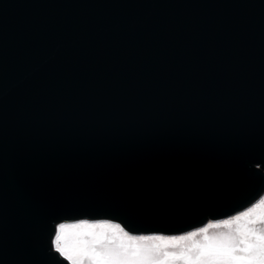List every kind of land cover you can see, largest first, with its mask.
<instances>
[{
  "label": "water",
  "instance_id": "1",
  "mask_svg": "<svg viewBox=\"0 0 264 264\" xmlns=\"http://www.w3.org/2000/svg\"><path fill=\"white\" fill-rule=\"evenodd\" d=\"M264 193V0H0V264L56 225L186 232Z\"/></svg>",
  "mask_w": 264,
  "mask_h": 264
},
{
  "label": "snow or ice",
  "instance_id": "2",
  "mask_svg": "<svg viewBox=\"0 0 264 264\" xmlns=\"http://www.w3.org/2000/svg\"><path fill=\"white\" fill-rule=\"evenodd\" d=\"M256 208H264V201ZM256 208L208 226L227 232L209 235L204 228L173 239L129 235L115 223L61 224L55 251L71 264H264V211L256 214ZM69 227L78 230L70 247L61 244ZM197 235L202 238L194 240Z\"/></svg>",
  "mask_w": 264,
  "mask_h": 264
},
{
  "label": "rangeland",
  "instance_id": "3",
  "mask_svg": "<svg viewBox=\"0 0 264 264\" xmlns=\"http://www.w3.org/2000/svg\"><path fill=\"white\" fill-rule=\"evenodd\" d=\"M261 201H264V193L255 202H253L252 204H250L246 208L238 211L237 213H235V214H233L231 216H228V217H225V218H222V219H218V220H208L205 224H203V225H201L199 227H196L194 229L188 230L186 232H182V233H178V234H172V235H165V234H159V233L133 234V233H129L128 231H126L118 222L111 221V220H105V219H97V220L79 219V220H75V221L60 222V223H58L56 225V231H55V235L53 237V247L55 249V236L57 235L58 230H59V226L61 224L71 226V225H77V224H81V223H85V222L86 223H89V224L103 223V222L115 223V224H119L126 232L129 233V235H134V236H137V237H140V236H146V237L159 236V237H163L165 239L179 238V237H182V236H187V235H189L190 233H193V232L200 233V230L201 229H204V228H207L208 229V233L207 234H209V235H211L213 233H218V232H227L229 230L228 228H224V227H220V228H209L208 226L210 224H222L223 221H225V220H233L236 216L243 215V213L246 212V211H248L249 209L256 208V205L260 204ZM262 211H264V208H256V214H259ZM77 231H78L77 229H72L71 227L67 228L66 231H65V233L63 234V239L61 241V244L62 245L67 244L70 247L72 245V243L74 242L75 233ZM201 238L202 237L200 235H197L193 239L194 240H199ZM182 243L187 244V243H191V242L190 241H184ZM64 258H66V257H64ZM68 262L71 264V261L70 260H68Z\"/></svg>",
  "mask_w": 264,
  "mask_h": 264
}]
</instances>
